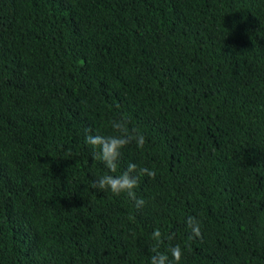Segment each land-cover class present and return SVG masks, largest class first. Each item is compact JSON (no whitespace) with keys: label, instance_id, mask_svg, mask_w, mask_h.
Wrapping results in <instances>:
<instances>
[{"label":"trees","instance_id":"16d2710c","mask_svg":"<svg viewBox=\"0 0 264 264\" xmlns=\"http://www.w3.org/2000/svg\"><path fill=\"white\" fill-rule=\"evenodd\" d=\"M122 119L146 142L111 173L85 138ZM131 163L156 171L139 209L94 187ZM176 245L264 264V0H0V264H176Z\"/></svg>","mask_w":264,"mask_h":264},{"label":"clouds","instance_id":"9594fccd","mask_svg":"<svg viewBox=\"0 0 264 264\" xmlns=\"http://www.w3.org/2000/svg\"><path fill=\"white\" fill-rule=\"evenodd\" d=\"M110 123L112 128L120 133V135L103 136L89 134L86 136L85 142L93 149V159L102 161L111 173H115L122 149L133 142L136 143L137 147L143 148L146 138L142 133L130 131L128 123L124 119L114 120ZM143 175L155 179L156 171L150 170L147 167L138 168L136 164L131 163L128 165L127 170L118 176L110 174L101 176L94 183V187L100 190H110L117 196L126 194L134 201L135 206L139 209L145 204V201L137 198L135 189L137 188L139 177ZM188 226L192 229L194 236L200 235V226L194 217L188 218ZM161 236L162 234L159 229L154 230L152 234L153 240L159 242ZM171 255L176 264H179L183 255L181 247L179 245L173 247L171 249ZM151 264H172V262L169 260L167 254L157 252L151 257Z\"/></svg>","mask_w":264,"mask_h":264}]
</instances>
